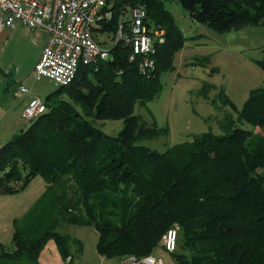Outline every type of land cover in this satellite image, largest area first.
Segmentation results:
<instances>
[{
    "label": "trees",
    "instance_id": "1",
    "mask_svg": "<svg viewBox=\"0 0 264 264\" xmlns=\"http://www.w3.org/2000/svg\"><path fill=\"white\" fill-rule=\"evenodd\" d=\"M170 1L218 33L264 26V0ZM106 4L111 18L93 36L109 58L81 65L70 84L45 97L46 111L0 147V196L37 175L45 180L26 214L13 220L12 249L0 245V264H36L51 239L65 258L71 238L58 231L61 224L92 227L105 258L147 256L176 226L174 264H264V89L251 90L240 110L232 104L237 118H225L223 134L150 149L142 142L167 127L146 123L135 106L159 95L160 73L173 69L185 37L161 0ZM134 7L145 10L149 34L162 31L148 74L138 70L140 57L128 61V46L112 43L120 23L128 31ZM107 120L123 122L117 135L95 126Z\"/></svg>",
    "mask_w": 264,
    "mask_h": 264
},
{
    "label": "rangeland",
    "instance_id": "2",
    "mask_svg": "<svg viewBox=\"0 0 264 264\" xmlns=\"http://www.w3.org/2000/svg\"><path fill=\"white\" fill-rule=\"evenodd\" d=\"M161 1L171 13L185 41L174 57L173 69L160 73L159 95L135 106V114L146 123L159 128L167 127L165 135L142 142L160 153L176 144L192 141L195 136L205 132L223 134L221 127L225 118H237L232 104L240 110L251 90L264 89V70L258 63L263 57L264 27L218 33L192 21L178 2ZM24 34L22 32L21 35L13 36L6 32L0 33V78L4 73L8 79V83L1 85L0 92L8 91L9 94L23 86L32 95L45 99L59 86L45 78L35 79L31 67L35 43L31 41V33L29 37ZM19 36L20 41H16ZM12 37L16 42L13 50L10 48L13 40L8 45L5 43ZM9 78L14 81L10 82ZM9 100L13 102L14 98L10 96ZM20 102L14 101L15 108ZM27 126L22 124L20 129ZM95 126L103 134L113 137L122 129L123 122L97 121ZM241 127L251 129L247 124ZM6 130L0 127V138L7 134ZM6 139L0 147L11 138ZM44 188V178L37 175L18 193L0 196V245L12 249L13 220L21 219L26 214ZM62 226L66 233L82 240L88 248L93 246L96 231L92 227ZM48 244H54V241L51 239ZM153 254L159 255L163 264H174L171 253L161 246H157Z\"/></svg>",
    "mask_w": 264,
    "mask_h": 264
},
{
    "label": "built area",
    "instance_id": "3",
    "mask_svg": "<svg viewBox=\"0 0 264 264\" xmlns=\"http://www.w3.org/2000/svg\"><path fill=\"white\" fill-rule=\"evenodd\" d=\"M145 10H130V25L126 32L123 23L118 25L112 43H122L130 48L128 61L140 57L137 66L143 74L151 73L155 61L150 57L153 42L163 41L162 33L149 34L144 25ZM111 12L106 0H0V32L11 30L16 24L32 31H44L46 41L33 67L36 80L48 79L57 86H67L76 77L81 65L107 60L110 51L93 36L94 27L110 20ZM21 89V92H24ZM46 111L45 103L32 97L21 112V121L29 123ZM178 228L173 226L161 237L159 245L166 252L176 249ZM116 264H163L153 253L136 257L123 256Z\"/></svg>",
    "mask_w": 264,
    "mask_h": 264
},
{
    "label": "crops",
    "instance_id": "4",
    "mask_svg": "<svg viewBox=\"0 0 264 264\" xmlns=\"http://www.w3.org/2000/svg\"><path fill=\"white\" fill-rule=\"evenodd\" d=\"M249 27H264V26H260V25L247 26V27L240 29L239 31H244L246 29H249ZM2 32H6L8 33V35L12 34L13 36L21 35L22 32H24L25 37H29V33L32 34L31 41L35 43V54L31 59V62H32L31 67L33 69V66L37 62L40 52L45 44L46 33L44 31H32L26 26H23L21 24H16L13 29L3 30L0 33ZM19 38L20 36L17 38L16 41H20ZM13 39L15 38L12 37L6 40L5 43L8 45L9 43H11V40ZM13 41L14 42H12V46L10 47L11 50L16 48V42L15 40ZM9 79H10V82L14 81L12 80V78H9ZM7 81H8L7 76L6 74L3 73V77L0 78V87L3 83H8ZM21 89H24L25 91L21 92ZM10 96L14 98V101L15 100L21 101L17 108H15L14 106L15 104H13L14 101L11 102L9 100ZM32 97H37V96L32 95L30 91L23 86H21L18 90L17 89L13 90V92L9 94H8V91H6V93L0 92V127L2 129L3 128L7 129L6 130L7 134L0 138V145L2 144V142L7 140L6 138H12L14 135L19 133L22 130L20 129V125L28 124V123H23L21 121V112ZM42 100L44 101V99ZM13 109H15V111L13 114H11L10 112ZM62 225L63 224L59 225L58 231L60 233L67 234L71 238L68 244L69 245V255L66 256L65 258L61 257L55 243L48 244L47 242L44 245L43 249L41 250L36 264H116V261H117L116 258H112V259L105 258L101 256L100 254H98V252L96 251V242L98 238L97 232H94L95 242L93 243V246H91V248L90 247L88 248L87 245H85V243L82 240L78 239L77 237H74L70 233H66L67 231L64 230L65 228ZM85 227H88V226H85ZM45 253H47L46 256H45Z\"/></svg>",
    "mask_w": 264,
    "mask_h": 264
}]
</instances>
